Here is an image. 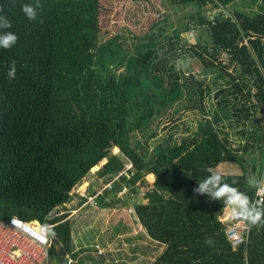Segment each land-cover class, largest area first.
Masks as SVG:
<instances>
[{"label":"trees","instance_id":"1","mask_svg":"<svg viewBox=\"0 0 264 264\" xmlns=\"http://www.w3.org/2000/svg\"><path fill=\"white\" fill-rule=\"evenodd\" d=\"M234 1H165L168 8L179 6L167 13L175 21L168 23L170 45H187L201 63L196 92L173 64L168 70L151 35L134 41L131 51L114 46L115 36L102 40L101 0H42L43 23L21 11L31 0H0L12 25L7 30L19 37L11 49H0V220L17 216L54 226L53 263L58 247L75 255L72 210L62 205L91 167L109 156L108 164L117 162L121 171L105 193L123 186L136 193L135 183L149 186L144 175L154 174L148 202L132 203L146 233L165 243L148 264H264V228H250L247 243L235 246L226 237V221L216 215L223 203L193 193L213 159L241 161L244 181L237 173L223 174L253 201L256 192L245 181L264 171V125L254 124L264 121V0L259 11H228ZM187 31L192 37L181 35ZM12 61L17 74L9 81ZM209 73L224 82L215 102L201 106ZM195 94L204 114L195 129L177 136L173 122L162 124L170 129L159 135L152 125L157 115L186 98L194 103ZM249 125L248 139L235 145L231 129L241 127L246 136ZM55 207L58 213L46 219Z\"/></svg>","mask_w":264,"mask_h":264},{"label":"rangeland","instance_id":"2","mask_svg":"<svg viewBox=\"0 0 264 264\" xmlns=\"http://www.w3.org/2000/svg\"><path fill=\"white\" fill-rule=\"evenodd\" d=\"M165 1L101 0L103 8L99 14V25L103 32L102 38L104 39L102 40L115 36L114 46L119 47L121 50L131 51L134 41L141 39L142 36L151 35L157 42L158 54L161 58L167 59L168 70L171 64L175 68V62L178 59L186 61V67L181 71H177L176 68L172 71L180 72L182 78L190 82L191 89L197 92L196 80L201 79L202 76V73H200L201 63L194 57V53L187 50V45L183 47L184 49L175 47L174 44L173 46L170 45V41L173 39H170L172 30L168 23L170 20L173 23L175 21L172 17L169 19L167 13H171L173 9L176 10L179 6L174 5L168 8ZM260 4H262V0H236L228 4L226 9L232 12L239 9L248 12L259 11ZM206 8V13L212 14L209 5ZM181 35H186L188 38L192 37L190 31L182 32ZM153 57L155 58L154 53L151 54L150 58L153 61L158 59ZM140 58L142 57H138V59ZM206 81L210 89L201 106L215 102L213 94L224 82L222 78L213 79L211 73L208 74ZM186 99L180 103L178 102L180 104L178 110L176 105H172L171 108L157 115L152 125H158L159 135L170 129L168 127L161 128L162 124L169 125L173 122L177 123V129H173L177 136L182 131L185 133L195 129L196 121L204 115L200 110L198 94L194 95V103H192V100L187 101ZM189 105L195 107L193 109L186 107ZM185 122L191 123L187 127ZM263 122V120H258L254 124L263 126ZM251 126H248L249 132L246 136L241 132V127L231 129V136L236 141L235 145L240 140L243 142L248 139L247 136L250 135V130L253 127ZM117 149V146H113L111 151L114 153ZM108 157L106 156L91 167L81 182L76 184L70 191L72 194L71 201L62 205L65 210H69L68 208L72 210L71 215L74 218L72 240L75 255H71L73 260L70 264H84L82 263L84 258V261L87 262L93 259L94 263L97 264H110L115 261L117 263L120 258L122 259L119 260V263L122 262V264H148L159 256L165 247V243H158L146 233L145 228L133 212L132 203L148 202L149 198L146 191L148 188L154 187V174L147 172L144 175L149 186L140 185V182L135 183L136 188H138L136 193H131L128 186L121 187L115 193H105V190H110L113 182L119 180L117 175L121 171L117 168V162L108 164ZM125 164L127 167H131L129 162L126 161ZM209 167L221 173H237L240 175L241 181H244V169L239 159H213ZM262 177H264V171ZM106 179H108L107 182ZM82 196L86 199L79 205L78 202ZM100 202H110L112 205L101 207ZM216 215L219 220L226 221L225 233L231 241V238L227 236L226 229H229L228 226H231L233 221L234 223L237 221L232 219L230 209L227 206ZM247 241L248 238L240 243H247ZM130 248L135 250L131 255L132 258L126 257L127 255L122 257L120 251L125 252L126 249ZM108 253L110 256H108ZM111 253L115 254L111 255ZM52 264H54L53 261Z\"/></svg>","mask_w":264,"mask_h":264},{"label":"clouds","instance_id":"3","mask_svg":"<svg viewBox=\"0 0 264 264\" xmlns=\"http://www.w3.org/2000/svg\"><path fill=\"white\" fill-rule=\"evenodd\" d=\"M12 5H15L16 0H10ZM3 3H0V49H11L16 45L19 37L15 32L8 31L12 27L11 21L4 15ZM43 7L42 0H31L29 3L21 5V11L29 20H38L43 23V19L39 17V12ZM186 67L184 59H178L175 62L177 71H181ZM17 66L16 62L12 61L8 67L7 79L12 81L16 78ZM208 175L197 181V185L193 188V193L196 196H207L209 200L221 201L224 206L230 209L233 220L245 222L249 228L256 227L264 228V203L253 201L246 192L241 191L234 185L238 183L236 179L232 183L225 180L223 173L209 168ZM248 188L255 190L258 194H264V177L250 175L245 181ZM195 198V197H194ZM12 223H17L15 217L12 218ZM54 226H45V231L49 236L55 237L56 233L53 230ZM205 243L211 246L214 242L211 237L205 239Z\"/></svg>","mask_w":264,"mask_h":264},{"label":"built area","instance_id":"4","mask_svg":"<svg viewBox=\"0 0 264 264\" xmlns=\"http://www.w3.org/2000/svg\"><path fill=\"white\" fill-rule=\"evenodd\" d=\"M255 201L264 203V194L256 193ZM57 213L55 207L46 219H51ZM13 217L17 223H12ZM45 226L50 225L37 220L25 221L17 216L7 221L0 220V264H52L49 249L52 238L46 233ZM228 228L227 236L233 244L238 245L249 238L250 228L243 221H233ZM67 256V264L72 263L71 256Z\"/></svg>","mask_w":264,"mask_h":264},{"label":"crops","instance_id":"5","mask_svg":"<svg viewBox=\"0 0 264 264\" xmlns=\"http://www.w3.org/2000/svg\"><path fill=\"white\" fill-rule=\"evenodd\" d=\"M129 247V246H128ZM127 251V252H126ZM126 251L124 252V251H120V253L122 254V257L124 256V255H127L126 257H130V258H132L131 257V255L133 254V252L135 251L133 248H130V249H126ZM113 254H115V253H111V255H113ZM108 256H110V254L108 253ZM83 258H84V256H83ZM85 259V258H84ZM84 259H83V262L82 263H84V264H96V263H94V262H91V260L89 261V262H87V261H84ZM104 259V258H103ZM102 259V260H103ZM120 259H122V258H120ZM120 259H114V260H117V263H116V261L115 262H113V263H110V264H122V262L121 263H119V260ZM93 260V259H92ZM112 260V259H111Z\"/></svg>","mask_w":264,"mask_h":264},{"label":"water","instance_id":"6","mask_svg":"<svg viewBox=\"0 0 264 264\" xmlns=\"http://www.w3.org/2000/svg\"><path fill=\"white\" fill-rule=\"evenodd\" d=\"M67 254H63L62 250L58 247L56 253V264H67Z\"/></svg>","mask_w":264,"mask_h":264}]
</instances>
